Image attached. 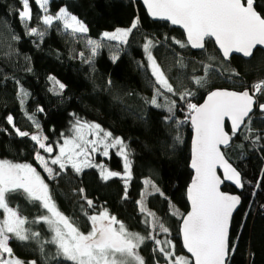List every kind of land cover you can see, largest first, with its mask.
Instances as JSON below:
<instances>
[{
  "label": "trees",
  "instance_id": "16d2710c",
  "mask_svg": "<svg viewBox=\"0 0 264 264\" xmlns=\"http://www.w3.org/2000/svg\"><path fill=\"white\" fill-rule=\"evenodd\" d=\"M254 2L264 16V0ZM30 7L32 19L26 28L18 15L23 8L20 0H0V159L32 164L46 180L58 210L83 233L91 230V221L84 213L90 216L106 209L109 215L123 222L126 229L147 236L150 225L144 221L149 219L141 213L138 201L144 180H152L160 192L149 197L148 207L171 230L175 254L187 255L180 237L183 217L172 214L170 204H176L185 213L189 210L187 189L193 176L190 169L193 128L190 119L179 126L176 123L184 121L188 115L186 104L178 96L165 92L177 103L171 121L164 119L169 115L165 108L146 103L154 94L151 83L154 78L147 68L143 45L147 40L153 41L152 55L169 83L180 92L183 89L177 84L183 81L185 87L195 91L191 102L196 104H201L214 89L251 90L254 83L264 80V51H255L249 60L234 56L225 62L212 40H208L206 48L200 52L193 51L189 45L181 48L175 40L187 43L184 33L166 22L151 20L139 0H51L50 13L56 14L64 7L87 26L88 32L76 37L66 34L60 22L46 28L41 19L43 10L36 0H30ZM137 19V28L129 34L126 44L107 42L92 58V63L81 58L82 52L85 58L90 56L85 43L87 38L99 39L105 31L129 28ZM32 27L45 32L44 37L28 35ZM113 55L118 57L115 61L111 58ZM179 57L183 58V68L177 63ZM209 57L217 58L215 64L226 70L225 75L214 74L206 88H199L192 77L204 75L202 64H207ZM233 69L239 75L229 80L226 77ZM56 81L65 85L62 91ZM21 87L28 93L23 104L19 95ZM159 101L163 103L164 98L160 97ZM257 103H264V93L257 94ZM9 115L15 127L8 123ZM29 116L34 117L54 144L71 133L76 119L98 123L113 137L122 138L130 161L131 175L127 184L126 178L120 176L104 180L95 167L85 168L80 173L67 167L55 180H50L35 160L38 145L30 137L16 133V129L28 133L37 130ZM249 127L254 130L252 133L240 131L233 137L231 147L224 150L227 159L242 174L244 184L239 193L242 203L231 227L230 247L233 243L236 247L230 251L227 264H264V112L258 107ZM177 135L180 141L176 140ZM245 135L250 139L245 140ZM255 135L262 139L254 145ZM104 162L111 170L124 174V159L116 151L112 150ZM224 190L237 192L228 184ZM8 200L10 206H19L20 215L27 221L47 213L39 202H28L22 191L11 194ZM88 200L93 202L91 208ZM25 229L39 236L26 241L11 237L9 246L16 257L34 260L36 264H71L56 256L55 245L45 243L52 234L44 221L26 222ZM157 239L167 238L162 234ZM153 247L154 241L146 240L139 249L146 264H155L157 259L160 264H166L159 253H153Z\"/></svg>",
  "mask_w": 264,
  "mask_h": 264
},
{
  "label": "snow or ice",
  "instance_id": "6c2138e0",
  "mask_svg": "<svg viewBox=\"0 0 264 264\" xmlns=\"http://www.w3.org/2000/svg\"><path fill=\"white\" fill-rule=\"evenodd\" d=\"M20 3L23 8L18 11V15L27 28L28 21L32 19L30 0H20ZM143 3L152 17L170 21L171 24L180 25L184 29L187 43L175 40L181 48L190 45L192 48L203 49L205 38H214L222 53L223 61L227 62L233 53L251 58L258 45L264 46V16L254 9V0H143ZM36 4L43 9L44 15L41 19L46 28L51 27L54 22H62L63 30L69 36H83L88 32L87 26L66 8L61 7L55 15H51L48 14L49 0H36ZM138 23L137 19L129 28H118L113 32L105 31L99 39L87 38L85 43L90 50V56L85 58L82 52L81 58L86 63H92V58L99 49L107 46V42L119 41L120 44H126L129 34L137 28ZM28 35H37L42 39L45 32L32 27ZM153 46L152 40H147L143 45L147 54V68L154 78V81H151L154 94L150 100L146 99V103L156 108H165L169 115L164 119L171 121L175 116L177 103L175 99L170 100L165 92L178 96L179 100L186 104L188 115L185 116L184 121L177 120L176 123L179 126L190 119L195 133L191 159V168L194 169L195 175L187 190L191 210L183 216L181 229L183 246L188 253H191L194 264H226L230 251H234L236 247L235 243L230 247L229 230L233 212L241 203V198L220 190L223 181L217 175V167L222 168L224 180L233 182L239 188H243L244 184L241 173L225 158L221 147H228L233 137L242 130L249 133L254 131L249 127L250 114L253 113L254 106L264 112V103L257 104L256 101V95L264 93V80L251 86V94L248 88L240 92L214 89L208 92L202 104L192 103L191 98L195 96V91L185 87L183 81H178L177 84V87L183 89L182 91L177 92L174 89L152 55ZM111 58L115 61L118 57L113 55ZM216 59L209 57V62L202 64L204 75L192 77V82L197 87L206 88L210 77L214 74L225 75L226 70L216 66ZM177 63L180 67H185L182 57L177 59ZM233 75L238 76L239 73L233 69L226 78L231 80ZM50 79L54 78L50 77ZM56 83L62 91L65 85L58 81ZM108 83L111 84V81L109 80ZM19 95L23 104V98L27 97L28 93L21 87ZM160 97L164 98L163 103L159 101ZM39 110L43 111V109ZM28 118L35 123L38 130L36 134L31 135V140L38 145L35 160L50 177L55 178L60 175V172L66 170L69 165L75 173L82 172L84 168L94 167L89 159L91 152L101 151L102 146V154L107 157L110 148L119 146L118 155L124 159L127 184V178L131 175L130 161L127 145L122 138L113 137L111 132L104 131L99 124L76 119L71 127L72 134L67 136L62 134L63 142H58V154L49 161L40 150L52 154L53 146L45 143L47 137L40 135V125L34 117ZM225 118L231 121L230 133L225 131ZM7 121L15 127L11 115L7 117ZM86 132L93 138H87ZM16 133L20 137L29 135L19 129H16ZM243 138L250 139L248 135ZM261 139L260 135H255L252 143L255 145ZM176 140L180 141L181 137L177 135ZM49 164L58 165L60 171H56L54 175V170ZM100 167L104 180L120 175L118 172L107 171L103 166ZM150 183L148 180L145 181L146 186ZM257 186L259 187V184ZM152 187L159 192L154 184ZM21 191L28 202H39L42 209L47 210V214L32 221L22 217L19 206H10L8 200L11 194ZM80 191L83 192V189ZM138 203L141 204V213L152 217L151 221L145 219L146 225L150 223L152 229L159 228L163 233L169 232L163 223L158 222L154 213L146 212L143 200ZM87 204L91 208L93 202L88 200ZM0 210L3 211V219L0 220V264H36L34 260L23 261L17 258L13 249L9 247V239L10 234L19 241H26L30 237L37 238L39 233H32L30 229H25L24 225L26 222L38 223L41 220L48 225L52 234L51 239L45 243L55 245L56 256L71 264H146L145 259L139 254V249L146 240L154 241L153 253H159L166 264H191L187 257L175 254V246L171 240L162 241L151 232L145 236L128 230L123 222L109 215L106 209L98 215L88 216L85 212L84 214L91 221V230L87 233L81 232L74 221L58 210L49 194L48 184L30 163H13L0 159ZM173 214H179L178 210ZM155 264H160V261L155 260Z\"/></svg>",
  "mask_w": 264,
  "mask_h": 264
},
{
  "label": "rangeland",
  "instance_id": "374dc122",
  "mask_svg": "<svg viewBox=\"0 0 264 264\" xmlns=\"http://www.w3.org/2000/svg\"><path fill=\"white\" fill-rule=\"evenodd\" d=\"M50 1H51V0H49V3H50ZM42 10H43V9H42ZM48 14L55 15V14L50 13V11H49V4H48ZM43 15H44V12H43ZM60 23L62 24V22H60ZM117 29H118V28H117ZM119 29H126V28H121V27H120ZM115 30H116V29H115ZM115 30L108 31V32H113V31H115ZM116 42H119V41H116ZM59 83H60V82H59ZM251 91H252V89H251ZM88 123H95V122H88ZM96 124H98V123H96ZM99 125H100V124H99ZM100 126H101V125H100ZM101 128H102L104 131H107V130H105L102 126H101ZM37 131H38V130H36V131L33 132V133H29L28 137L31 138V135H32V134H36ZM27 133H28V132H27ZM39 133H40V135H42L43 137H47V135L45 134V132H44L42 129H39ZM71 134H72V133H70V134H68V135H71ZM85 135H86L87 138H89V139H92V138H93V137H91V136H88L87 132L85 133ZM64 136H67V135H64ZM58 142H59V143H62V142H63V137H62L61 140L57 141L56 144L51 143V142L49 141L48 137H47V140L45 141V143H46V144H48V143L52 144L53 149H54L53 153H52V154H48V153L44 152V150H40L41 154L44 155L45 158L48 159L49 161L51 160V158H54V156H55L56 154H58V150H59V149H58ZM118 147H119V146H117V148H110V149H109V153L113 150V151H116L117 154H118ZM108 157H109V156L105 157V156L102 154V146H101V151H98V152H91V153H90V156H89V159H90V162H91L93 165H95L94 167L97 168L98 170H100V173H101V167H100V166H103V168H104L105 170H107V171H113V170H111L110 168H108V167L105 165L104 159H105V158H108ZM121 157H122V156H121ZM128 159H129V158H128ZM37 163H38V161H37ZM38 164H39V163H38ZM39 166H40V165H39ZM49 166L53 168V170H54V175H55V172H56V171H60L58 165H51V164H49ZM40 167L42 168V166H40ZM67 167H71V166L69 165V166H67ZM84 169H85V168H84ZM42 170H43L44 174H45L50 180H55V179L59 176V175H58V176H55V178H52V177L49 176V174H48L47 172L44 171L43 168H42ZM113 172H115V171H113ZM40 175H41V174H40ZM119 176H120V177H124V178H126V177H125V172H124V174H120ZM41 177L44 179V177H43L42 175H41ZM146 180H148V181L151 182V183H150L149 185H147V186L145 185V181H146ZM44 181H45V183H47L45 179H44ZM153 184L156 186V188H158L157 185H156L152 180H150V179H145V180H144V187H143V190H142V192H141V196H140L139 201L143 200V206L145 207L146 212H152V213H154V214H155V217H156L157 220H158V222H159V223H163L164 226L167 227V226L165 225V223L163 222L162 218H161L160 216H158L153 210H151V209L148 207V199H149V197H150L151 195L155 194V193H158V192H156L155 189L152 187ZM158 189H159V188H158ZM159 192H160V190H159ZM139 201H138V202H139ZM138 206H139V209H140L141 204L138 203ZM177 210H178V213H179V214H176L175 216H176L177 218H180V219H181V218L184 216L185 212H184L183 210H181L176 204L171 203V204H170V211H171V213H172V214H173V213H176ZM46 214H47V213H46ZM144 214L146 215V213H144ZM96 215H98V214H96ZM147 217H148L149 221L152 220V217H150V216H147ZM2 219H3V211L0 210V220H2ZM149 225H150V232L152 233V235L156 236V238L159 237V236H161L162 234H163V236L166 235V238H167V239H170V240L172 241V243L174 244V246H176V245H175V242L173 241V235H172V232H171V230H170L168 227H167V228L169 229V232H168V233H163V232H161V231L159 230V228L152 229L150 223H149ZM24 228H25V225H24ZM10 238H11V234H10ZM9 240H10V239H9ZM9 247H10V246H9ZM175 249H176V247H175ZM178 256H179V255H178ZM185 257H187V258L189 259V261L191 262V258H190L188 255H185ZM17 258H18V257H17ZM19 259H20V258H19ZM21 260H22V259H21ZM23 261H24V260H23ZM30 261H31V260H30Z\"/></svg>",
  "mask_w": 264,
  "mask_h": 264
},
{
  "label": "water",
  "instance_id": "95a60500",
  "mask_svg": "<svg viewBox=\"0 0 264 264\" xmlns=\"http://www.w3.org/2000/svg\"><path fill=\"white\" fill-rule=\"evenodd\" d=\"M139 1H140V3L142 4V6L144 7V9L146 10L148 17H149L151 20H153V21H160V22H166V23H168L171 27L176 28V29H180V30L184 33V35H185V39H186V41H187L186 33H185L184 29H183L180 25H173V24H171L170 21L163 20V19H160V18L152 17V16L148 13V11H147V7L144 5L143 0H139ZM254 9L260 14V12L256 9L255 2H254ZM208 40H212V41L214 42V44L216 45L214 38H205V47H204L203 49L192 48L190 45H189V47H190L193 51H195V52L203 51V50L206 48V43H207ZM216 48H217L218 51L220 52V50H219V48H218V45H216ZM259 49L262 50V51H264V46H259V45H258V46L256 47V49L254 50V53H255V51H257V50H259ZM220 54H221V56H222V53H221V52H220ZM253 55H254V54H253ZM234 56L241 57V58H243V59H245V60H249V59H251V58L253 57V56H252L251 58H245V57H243L242 54H239V53H233V54L230 56L229 60H230L232 57H234ZM218 89H225V88H218ZM227 90H230V89H227ZM233 91H235V90H233ZM249 91H250V94H251L252 91H251L250 89H249ZM237 92H240V91H237ZM206 96H207V95H206ZM205 99H206V97H205ZM205 99H204V100H205ZM204 100H203V102H204ZM256 101H257V95H256ZM203 102H202V103H203ZM202 103H201V104H202ZM256 107H257V106H254V111H253V113L255 112ZM253 113H251L250 115L252 116ZM246 122H247V121H246ZM228 127H229L230 130L228 129ZM192 128H193V126H192ZM225 131H227V132H229V133L231 132V121L228 120V118H225ZM194 135H195V133H194V129H193V137H192V141H193ZM192 141H191V159H192ZM231 145H232V140H231L230 145H229L228 147L225 148V147L222 146V147H221V151L224 153V150L230 148ZM224 155H225V153H224ZM225 158L227 159L226 155H225ZM227 160H228V159H227ZM228 161H229V160H228ZM229 163H231V162L229 161ZM231 164H232V163H231ZM232 165H233V164H232ZM233 167H235V166L233 165ZM235 168H236V167H235ZM190 169H191V171L193 172V176H192V179H193V177H194V175H195V171H194V169L191 168V161H190ZM217 175H219V176L221 177L222 181H223V183H222L221 186H220V190H221V191H223V192H227V193H230V194H234V195H238V196L241 198V196H240L239 193L243 191V188H239V187H237L233 182H230V181L224 180L223 170H222V168H220L219 166L217 167ZM241 177H242V174H241ZM242 179H243V177H242ZM191 182H192V180H191ZM191 182H190V184H191ZM190 184H189V186H190ZM227 184L230 185V186H232L233 188H235L237 192L233 193V192L225 191V190H224V186L227 185ZM187 190H188V189H187ZM187 201H188V205H189V210L184 214V216H186V214L191 210V202L188 200V196H187ZM241 203H242V199H241ZM241 203H240L239 205H237V208L234 210V212H233V216H232V220H233V217H234V215L236 214V212L239 210V208H240V206H241ZM232 220H231V222H230L229 237H231ZM182 224H183V218H182V220H181V224H180V237H181V244H182V247H183L184 252H185L187 255L190 256V258H191V260H192V264H194V258L191 256V253H188V252H187V249L184 248V246H183V237H182V232H181ZM229 256H230V253H229ZM228 259H229V257H228ZM228 259H227V261H228ZM227 261H226V264H227Z\"/></svg>",
  "mask_w": 264,
  "mask_h": 264
},
{
  "label": "flooded vegetation",
  "instance_id": "af4514ba",
  "mask_svg": "<svg viewBox=\"0 0 264 264\" xmlns=\"http://www.w3.org/2000/svg\"><path fill=\"white\" fill-rule=\"evenodd\" d=\"M258 104V103H257ZM257 108V107H256Z\"/></svg>",
  "mask_w": 264,
  "mask_h": 264
}]
</instances>
